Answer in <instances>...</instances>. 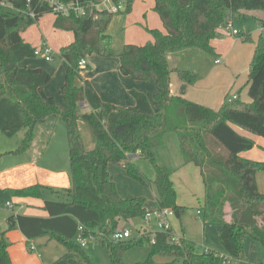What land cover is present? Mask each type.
I'll use <instances>...</instances> for the list:
<instances>
[{
	"label": "trees",
	"instance_id": "trees-1",
	"mask_svg": "<svg viewBox=\"0 0 264 264\" xmlns=\"http://www.w3.org/2000/svg\"><path fill=\"white\" fill-rule=\"evenodd\" d=\"M67 2L68 0H60ZM92 12L85 15L56 14L53 26L70 31L73 41L59 50L65 70L59 88L60 102L44 87L50 73L42 67L22 66L34 58L35 46L26 42L22 32L46 14L51 7L42 0H0V131L11 137L24 136L18 147L8 153L21 154L31 145L35 127L50 118L62 121L66 128L71 186L54 190L39 184L9 189L14 196H42L49 192L57 200L45 199L48 217L10 215L6 230L0 231V264H12L5 232L19 227L26 238L47 236L65 248L51 264H92L85 249L74 239L78 226L84 235L93 234L95 242L107 251L111 264H127L125 252L132 246L147 244L144 261L132 264H223L218 252H197L195 242L177 236L171 228L158 231L142 229L138 236L113 240L111 234L123 230V224L144 217V196L122 197L108 173V165L121 166L127 175L149 185L155 193L156 208H170L180 217L186 207L176 203L171 170L156 161L155 147L167 132H173L184 163L199 167L205 189L202 206L204 219L220 225L219 242L231 260L243 252L250 237L264 246V192L256 176L264 173V160H252L239 154L255 146L252 138L234 127L264 138V33H260L248 67L249 102L235 99L218 109L185 98L186 88L195 83L197 73L174 68L181 84L178 94L170 91L172 71L168 55L181 58L193 49L214 55L211 40L229 20L245 18L254 11L264 12V0H154L165 32L148 29L151 40L144 44H125L119 52L120 71L136 80L154 76L158 91L153 109L144 93L132 90L133 106H117L100 99L90 82L83 78L81 58L93 53L112 56L111 36L107 27L116 13L98 10L100 0H81ZM134 0H126L125 12ZM262 19V20H261ZM264 26V17L259 18ZM241 35L240 33L235 36ZM250 40L247 35L241 36ZM82 105L89 110L83 111ZM82 110V111H81ZM79 121L87 126L93 147L86 149ZM145 158L155 171L147 180L133 157ZM230 207V220H224V206ZM153 239V243L151 240ZM30 250V248H28ZM31 251V250H30ZM156 256L169 257L158 262Z\"/></svg>",
	"mask_w": 264,
	"mask_h": 264
},
{
	"label": "crops",
	"instance_id": "crops-1",
	"mask_svg": "<svg viewBox=\"0 0 264 264\" xmlns=\"http://www.w3.org/2000/svg\"><path fill=\"white\" fill-rule=\"evenodd\" d=\"M140 1L145 2V4H143V6L141 7V9L143 10L139 12V16L137 17L136 21H134V19L125 18V30L129 31L130 27L138 22L136 23L138 24V26L139 24L140 26L142 24L143 27L150 29L156 28L161 30L162 32H165L163 23L157 12L154 10V0H135V3H132L131 10L128 11V13L133 10V6H135L136 3L139 7L140 4L138 2ZM247 17H253L256 20V27L252 32H250L249 34L243 33L240 35H247L250 39L249 43L244 41L242 37L241 39H239L237 38V36L231 35L224 31L223 28H220L218 29L219 36L212 39L210 42L215 50L214 55H210L207 58H202V56L205 57L206 54L203 55V53L201 54V52L198 51L186 52L181 58L173 55H171V59L169 58L170 56L168 57V61L170 63L169 65L172 69L170 73V91L172 94L175 95L179 93L181 84L174 68L176 66L183 68L182 66H184V69L194 71L198 76L195 83L189 85L186 88L184 96L188 100L210 107L212 109H218L224 102L226 95L237 96V94L239 93L240 97L244 95L247 96V99H242L244 102L250 101V98L247 94L248 66L252 58L257 39L260 33H264V26L261 22H258V17L263 18L264 12L254 11L250 16ZM114 18L115 15L113 16L111 22L107 27V33L112 29ZM54 20L55 15L53 13L52 16L47 14L42 15L36 23L29 26L21 33L23 39L35 47L39 46L42 42H46L52 48L53 53L55 52V50L59 51L62 46H65L73 41V34L70 31L55 29L53 26ZM245 28L246 27L244 26L243 29ZM134 31L135 29L131 30V34H126L125 43H123V46L125 44H143V41L146 40L145 38L148 37L147 35L143 36L144 30L138 28V31H141V34L139 36L141 39H139L137 36L138 34H135ZM120 51L121 50L117 51L118 53L116 52L115 55L109 57H103L95 53L88 55L86 57V67L81 73L83 78L90 82L100 99L104 102L111 103L117 106H133L135 104V99L132 96L131 91L136 90L138 92L144 93L147 96L152 108L156 109L157 103L155 102L153 96L159 89L157 79L154 76H151L145 80H136L128 75L122 74L120 71V61L118 57ZM187 53H194L193 55L195 56H190L185 65H181ZM217 60L219 61L217 62ZM235 63H237V66H234ZM21 65L29 68L42 67L47 70L51 75V80L44 87V90L50 96L55 97V95H59V88L64 83L65 79V70L63 63H61L60 66L57 67H50L45 63V60L43 58L34 57L24 59L21 62ZM242 75L244 76L241 77ZM82 107L83 111H88L84 110L86 108L88 109L86 105H82ZM59 121L60 120L56 118H50L47 121L38 124L34 129L33 140L30 147L24 153H22L23 155L25 154V160L23 156L22 161H19L18 159L14 161L15 163H11L0 168V189L2 191L5 192L9 189H17L32 184H39L48 188H55L54 190H63L71 186V177L67 175H61V177L59 178L53 172L49 171V169H45L40 166L38 168V165L34 163L29 164V154H27L30 149L31 152L35 151L39 154L40 152L47 153L48 150L54 146L57 147V141L55 137L57 136V130H60ZM80 122L82 121H79L78 123L79 128ZM234 128L241 134L252 138L255 142V146L250 149L251 151H243L239 155L247 159L260 161L264 160V138L249 133L241 128ZM87 131L89 133L88 128ZM81 135L85 148L91 149L93 147V140H91L92 138L90 136V133V137L88 135L84 137L82 133ZM23 136L24 132L20 136L21 139L23 138ZM86 139H90V141L92 142H90L89 145H86ZM258 146L263 149L261 150L262 152H252L253 149ZM12 150L14 149L11 148L4 152L5 154H11L8 152ZM246 152H248L249 154H246ZM251 156H253V158ZM157 158H160L161 161H159V163H161L162 166H165L170 170L172 169L171 181L176 192V203L184 207H198L197 212H199V214H203V211H201L200 208H202V204L204 201L205 189L199 167L193 163L183 162L179 146L176 149H167L164 161L163 157L158 156ZM138 159L139 158L137 156L136 158H133L136 164ZM25 165H29L30 168H23V166ZM123 170L124 169L119 165H108V173L111 179L114 181L120 196L131 197L130 195H127L128 193L126 192V185H123V183H121V178L123 177V174L121 173H124ZM2 175H13L17 180H19L20 183L13 187H8L3 184L1 179ZM118 180H120V184L118 183ZM256 181L259 191L264 192V189L260 188V185L264 187V174L259 175L258 173L256 176ZM179 182L181 184L182 191L180 190V188H178ZM185 194H187V196L190 195L191 199L186 198L187 196L184 197ZM2 197L4 198L3 194ZM13 197L16 199L17 208L14 212L8 214L6 218L4 217L2 219L4 223H0V231L7 229L8 217L10 215L19 214L31 217H48L49 213L44 209V200L58 199L55 194L49 192H44L42 196L36 197H23L14 195ZM146 204L145 207L147 210L149 208H151L152 210L153 208H156L155 195L153 199H149L150 206L147 207ZM151 204L154 205V207H152ZM183 213L179 218L182 217ZM230 214V207L227 203L224 206V220H230ZM174 216L177 217L176 215H173L169 218L170 228H172L173 233H175L177 236H185L187 234L188 237H185L195 242L197 252L212 250L222 255H227L218 239L220 225L208 222L204 219V214L201 215L203 227L201 228L200 235L196 237V239H194V237H192L191 233H189L187 229H184V231L182 230V234L177 233L174 226ZM198 218L200 219V217ZM124 229L127 228L125 227ZM43 237L46 238V243L51 241L47 236L35 237L28 240L25 234L17 226L13 229L7 230L5 232V238L8 242L7 250L11 259V263L42 264L40 262L41 259H39L40 255L32 256L31 254H28V248H30V245H33V242L36 239H41ZM230 264H264V246L259 241L247 237L244 240V248L242 254L238 259L231 260Z\"/></svg>",
	"mask_w": 264,
	"mask_h": 264
},
{
	"label": "rangeland",
	"instance_id": "rangeland-1",
	"mask_svg": "<svg viewBox=\"0 0 264 264\" xmlns=\"http://www.w3.org/2000/svg\"><path fill=\"white\" fill-rule=\"evenodd\" d=\"M134 3H135V0H134L133 4ZM138 3L140 4L139 7L137 6V3H136V5L133 6V10L131 11L132 13L130 12L131 13L130 14L128 12H125L126 0H122V11L115 14V18H114L113 24H112V29L110 32H108V34H110V36H111L113 55H115L117 51L122 50L123 43H125L126 34H129V33L131 34V30H133V29H135L134 32H135V34H138L137 36L139 39H141L139 37L141 34V31H138V28H140L141 30H144L143 36L147 35L148 37L145 38L146 40L143 41V44L145 42L151 40V36L149 35V32H148V29H150V28L143 27L142 24H141V26H140V24L138 26V24H136L138 22H136L134 25H132V27H130L129 31L125 30V26H124L125 18L134 19V21H136L137 17L139 16V12L141 10H143V9H141V7L143 6V4H145V2L140 1ZM46 14L52 16V13H46ZM233 22H234V24H233L234 28L236 30H238L240 32V34H243V33L249 34L256 27V20L253 17L236 18V19H234ZM244 26L246 27L245 29H243ZM237 38L241 39V36L238 35ZM246 42L249 43V40H247ZM186 52H198V51L190 49V50H187ZM193 54L194 53H187L186 56L184 57V61H183V63H181V65H185L186 61L189 60L190 56H195ZM234 54H235V52H234ZM203 55H205V54H203ZM53 56H54L53 61H45V63L50 67L51 66L52 67L60 66V64L62 63V58L60 56L59 51L55 50V52L53 53ZM208 56H210V55H205V57L202 56V58H207ZM168 57L171 59V54H169ZM234 66H237V63H235ZM182 67L185 68L184 66H182ZM243 76L244 75H242L241 77H243ZM237 96H239V93L237 94ZM55 97L60 102H62V98L60 95H55ZM242 99L243 100L247 99V96L246 95L241 96L240 100H242ZM84 110H89V108L88 109L86 108ZM59 122H60L59 128H60V130L61 129L62 130H61V132H60V130H57V136L55 137L56 141H57V147L54 146L51 149H49L47 153H41L40 152L39 154L36 153L35 151L31 152V149H30V151L27 154H29L28 155L29 164L34 163V164L38 165L37 166L38 168L40 166V167H43L45 169H49V171L53 172L59 178L61 177V175H67L70 177V169H69V162H68V142H67V136H66V128H65V125L62 121H59ZM80 130H81V133L83 134L84 137L86 135L89 136L86 125L83 124V121L80 122ZM22 133H23V131L21 130V131H19V133H16L15 135H13L11 137H7L0 131V168L3 166H7L11 163H15L14 161L18 160V159H19V161H22L23 156H24V160H25V154L24 155L22 153L19 155L18 154H5V152H4L8 149H11V148L16 149L18 147V145L20 144V142L22 140L20 137ZM90 142H92V141H90V139L85 140L86 145H89ZM173 148H175V149L178 148V139H177L175 133L167 132L163 136V142L160 145L155 147L156 161L159 165H161V163H159V161H161V160H160V158L158 159L157 157L158 156L163 157V161H164L167 149L172 150ZM261 150H263V149L260 146H258L256 148H254L252 152L261 153L262 152ZM246 154H249V153L246 152ZM251 157L253 158V156H251ZM137 165L141 169V172L143 173V175L145 176V178L147 180L151 181L154 179L155 171H154L153 165L151 164V162L149 160H147L145 158H139L137 160ZM19 168H21V167H19ZM23 168H30V166L25 165V166H23ZM123 172L124 173H121V174H123V177L121 178V183H123V185H126L125 187H126V192L128 193L127 195H130V196L141 195V196L146 197L147 198L146 206L149 207L150 206L149 205V199L150 198L153 199V197L155 195L154 190L149 185H144V184L130 178L129 176L126 175L124 170H123ZM9 173H11V172H9ZM262 174H264V173H259V175H262ZM119 176H120V172H119ZM1 179H2L3 184L8 186V187H13V186L18 185L20 183L19 180H17L13 175H7V176L2 175ZM118 183L120 184V180H118ZM178 188H180V190L182 191L180 182L178 184ZM260 188L264 189V187L261 185H260ZM53 189H55V188H53ZM2 194L4 195V198L2 197ZM186 196H187V194H185L184 197H186ZM186 198L191 199V196L188 195ZM6 202H10L13 206V209H10L9 207H7L4 204ZM16 203H17L16 199L13 197V195H11L9 190L8 191L6 190L4 192L0 189V223H2V222L4 223V221H2V219L4 217L6 218V216L8 214L15 211V209L17 208ZM203 204H204V201H203ZM203 204H202V206H203ZM152 207H154V205H152ZM197 208L198 207H195V206H188L184 210V213H183L181 218L175 217V216L173 217V219L175 221L174 226H175L177 233L182 234L184 229L185 230L187 229V231H189V233H191V235H192V237H194V239H196V237H198L200 235L201 228L203 227V224L201 221V218H202L201 215H203V214H199L197 212ZM153 209H155V208H153ZM148 210H152V209L149 208ZM200 210L203 211L202 208H200ZM198 217H200V219ZM123 225H124V227H126L130 231V237L129 238L137 237L138 231L142 230V229H147L148 231H158V230L162 229V227L159 224L158 219L155 217V215L153 213H151V216L149 217L148 221L142 217V218L133 219L130 223L123 224ZM185 236H187V234ZM31 247H33L34 250H32L31 252L28 250V254H31L32 256L40 255L39 259H41L40 262L42 264H51L55 259H57L59 256H61L65 252V248L61 244H59L57 241L51 240L48 243H46V238H44V237L41 239H36L33 242V245ZM83 248L85 249V251L90 256L92 264H111L107 251L105 250V248L103 246H101L97 242H95L93 240H88ZM149 250H150V248H149V245H147V244L132 246L125 252L124 261L127 264H132L135 262L144 261L149 254ZM170 259L171 258H169V257H162V256H156L155 257V260L158 262L169 261ZM175 264H181V261H176Z\"/></svg>",
	"mask_w": 264,
	"mask_h": 264
},
{
	"label": "built area",
	"instance_id": "built-area-1",
	"mask_svg": "<svg viewBox=\"0 0 264 264\" xmlns=\"http://www.w3.org/2000/svg\"><path fill=\"white\" fill-rule=\"evenodd\" d=\"M42 1H44L51 7L52 13L56 14L69 15L71 13H74L77 15H85L92 12V10H90L86 4H83L81 0H68L67 2H63L60 0ZM95 8H97L98 10H107L112 13H119L122 11V0H100L95 5ZM222 28L224 29V31L231 35H236L239 33V31L234 28L232 20H229ZM34 55L36 57L43 58L45 61H53L52 48L46 42H42L35 48ZM218 61L219 60H217V62ZM78 66L84 69L86 67V58H81L78 62ZM235 98L236 95L228 96V100H232ZM133 158H136V156H134ZM5 205L10 209L13 208L10 202H6ZM151 213H153L158 219L162 230L170 228L169 218L174 215L173 211L170 208H155L153 210H149L145 213L143 218L148 221ZM129 237L130 231L128 229L117 230L111 234V238L113 240H121ZM74 239L80 246L84 247L88 240H94V236L91 233H89L88 235H84L83 226L79 225ZM151 242L153 243V239L151 240ZM31 246L32 245H30V250L32 251L34 250V248ZM220 256L224 258L222 261L223 264H230L231 258L228 255L225 256L220 254Z\"/></svg>",
	"mask_w": 264,
	"mask_h": 264
}]
</instances>
